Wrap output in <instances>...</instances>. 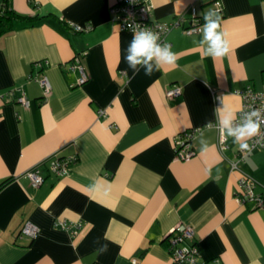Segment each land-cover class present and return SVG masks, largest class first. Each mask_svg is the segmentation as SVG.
<instances>
[{
  "label": "crops",
  "instance_id": "0c3cea01",
  "mask_svg": "<svg viewBox=\"0 0 264 264\" xmlns=\"http://www.w3.org/2000/svg\"><path fill=\"white\" fill-rule=\"evenodd\" d=\"M214 1L151 0L153 20L178 23L168 35L176 61L134 76L124 59L133 32L112 21L114 0H8L34 19H16L0 38V94L21 89L30 100L25 108L0 95V183L9 179L0 190V264H171L167 238L180 223L194 227L204 261L264 264V205L237 201L240 172L231 169L244 155L240 167L263 193L264 147L242 152L228 137L221 150L216 115L220 97L235 118L239 90L264 91V0H221L230 51L216 59L202 31L184 32L191 9L204 22ZM75 56L89 72L82 85ZM43 70L46 98L35 80ZM173 84L182 93L169 98ZM188 129H199L196 153L183 161L175 136ZM53 157L77 160L57 177ZM37 165L45 182L34 188L26 172ZM65 219L82 223L77 238L59 225ZM27 220L40 234H20Z\"/></svg>",
  "mask_w": 264,
  "mask_h": 264
},
{
  "label": "built area",
  "instance_id": "2783aa9c",
  "mask_svg": "<svg viewBox=\"0 0 264 264\" xmlns=\"http://www.w3.org/2000/svg\"><path fill=\"white\" fill-rule=\"evenodd\" d=\"M114 1L115 2L110 5V14L112 15V21L117 24V26H120L121 30H126L132 33L134 29H150L159 34L160 43H167L172 46V42L168 40V35L172 28L177 26L178 23L153 20L151 17V0ZM191 10L192 19L190 25L184 29V32L187 35L201 32L202 25L204 24L198 15V10H196V8H192ZM213 11L218 14H221L224 11L221 0L214 1ZM74 28L78 32L92 29L90 25L85 27L76 25ZM46 63L47 61H40L37 65L44 68ZM71 68L78 71L79 75L77 83L79 85L84 84L90 79L89 72L86 65L82 63L81 56L74 57ZM35 80L40 83L45 98L52 93V83L44 70L35 77ZM17 92H19V94ZM181 93L182 87L176 84H173L172 87L166 91V95L169 98L178 96ZM238 94L242 96L243 103L241 110L234 118V125L241 123L244 113L250 112L253 109H264V91H257L251 85H247L245 89L239 90ZM0 95L6 100L16 97V100L20 105H23L25 108L30 107V100L26 93L21 89H10L8 92ZM217 128L219 135L218 146L221 150H225V148H228V137L225 136L223 129L219 128V126H217ZM199 129H188L175 136L176 157L179 160L188 161V159L195 155L196 152L195 148H193V140L196 138ZM250 145H255L252 149H263L264 147V115H262L261 134L257 137H253L250 140ZM243 156L244 155H241L238 158V161L231 163V169L240 172L235 197L241 204L253 203L256 208L262 207L264 205V192H256V187L260 183L240 167V163L243 161ZM76 160L77 157H62V159L53 157L50 159L48 167L55 176L63 177L71 171V165L74 164ZM26 175L34 188H38V186L45 182V176L39 165L27 171ZM262 186L264 188V185ZM59 225L62 229L69 231L73 238H77L79 232L82 230L81 222H69L65 219L61 220ZM20 231L21 235L35 237L40 234L41 230H39L32 221L27 220ZM167 239L168 250H170L171 253V264H224L220 257L213 258L209 260V262L202 259V251L196 240L195 229L192 225L190 226L183 223L178 224V226L172 230V233L168 235Z\"/></svg>",
  "mask_w": 264,
  "mask_h": 264
},
{
  "label": "clouds",
  "instance_id": "9594fccd",
  "mask_svg": "<svg viewBox=\"0 0 264 264\" xmlns=\"http://www.w3.org/2000/svg\"><path fill=\"white\" fill-rule=\"evenodd\" d=\"M220 16L215 11H209L204 15L202 25V40L200 44L205 48V54L213 59L225 56L230 51V43L227 33L220 31ZM158 33L150 29L133 30V37L130 41L126 55L124 57L127 67L132 70L133 75H137L140 69H144V74L150 76L154 71L160 70L165 65H173L176 61V54L167 43H160ZM222 106L216 108L219 128L224 130L226 137H232L233 143L238 145L244 152H251L255 145H249L248 141L261 134L262 115L264 109H253L244 113L241 123L234 125L233 111L223 103V98H219ZM208 122L205 127H210ZM206 144L202 141L201 151H204ZM91 190L100 191L101 188L95 185L89 186ZM107 194V191H105ZM107 251V245H102L98 252Z\"/></svg>",
  "mask_w": 264,
  "mask_h": 264
},
{
  "label": "trees",
  "instance_id": "16d2710c",
  "mask_svg": "<svg viewBox=\"0 0 264 264\" xmlns=\"http://www.w3.org/2000/svg\"><path fill=\"white\" fill-rule=\"evenodd\" d=\"M16 19H23L25 21L31 22L34 18L16 13L8 5V0H4L2 6L0 7V38L8 32L13 31ZM8 180L9 179L3 180L0 183V190L9 182Z\"/></svg>",
  "mask_w": 264,
  "mask_h": 264
}]
</instances>
